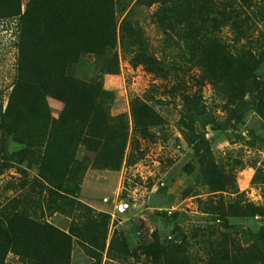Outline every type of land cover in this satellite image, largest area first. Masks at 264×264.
Instances as JSON below:
<instances>
[{
  "label": "rangeland",
  "instance_id": "374dc122",
  "mask_svg": "<svg viewBox=\"0 0 264 264\" xmlns=\"http://www.w3.org/2000/svg\"><path fill=\"white\" fill-rule=\"evenodd\" d=\"M28 2L17 0L14 15L0 14V210L6 203L22 207L27 199L24 204L31 207V214L37 216L42 210L46 220L65 229L94 214L73 210L70 214H51L44 209L47 196L43 192L39 205L32 202L38 191L36 159L41 149L28 147L32 152L20 161H17L19 157L10 161L1 159L2 155L9 156L23 148L16 138L27 140L28 131H34L33 125L37 123L29 119L30 125L22 124V115L32 104H19L25 99L30 102V89L19 81L25 62L20 37L21 16ZM151 10L152 7L136 8L134 16L147 38V54L160 59L158 65L151 66L152 70L145 64L132 63L129 59L132 53L121 51L118 37L111 49L117 57L115 73L101 71L103 57L93 54L80 55L68 67L72 76L99 84L97 117H116L123 127L113 134V139L105 141L101 155L109 162L110 152L116 155L123 144L121 159L115 168H94L91 163L95 153L81 144L75 148L74 158L79 165L74 171L81 172L77 189L74 192L69 189L76 180L69 178V182L64 183L69 188L63 187L60 192L95 211L108 213L109 219L103 250L94 246L87 254L73 242L70 264H153L143 247L183 240L188 241L190 249L196 250L195 256L200 257L202 243L197 242L202 239L200 234L208 233L210 227L226 224L240 244H257L253 236L264 225V219L259 216H228L234 193L230 197L225 192L222 205L214 210L210 208L217 205L219 193L212 190L218 185L225 189L227 183L237 189L239 199L246 198L253 205L263 203L259 187L251 184L255 169L264 164L263 21L253 18V30L238 42L226 27L220 32L231 53L241 45L254 57L250 59L249 70L240 76L230 71L228 60L222 59L219 49L203 53L200 64L181 62L172 58L174 51H161V34L148 16ZM121 17H116V23ZM170 60L189 70H168ZM10 99L14 115L21 117L13 127H9L11 119L3 116ZM41 99L48 116L57 118L62 102L48 94H43ZM131 103L145 104L149 117L138 113L133 120ZM233 110L241 114L239 120L233 118ZM119 133L123 138L115 145L113 140ZM193 134H203L209 141V149L202 155L193 151ZM224 213L228 214L225 220L220 217ZM110 240L111 249L107 253ZM4 261L15 263L16 258L7 254Z\"/></svg>",
  "mask_w": 264,
  "mask_h": 264
},
{
  "label": "trees",
  "instance_id": "16d2710c",
  "mask_svg": "<svg viewBox=\"0 0 264 264\" xmlns=\"http://www.w3.org/2000/svg\"><path fill=\"white\" fill-rule=\"evenodd\" d=\"M139 7H152L148 16L161 34V51H174L172 58L200 64L203 53L219 49L222 59L228 60L231 72L233 70V73L241 76L249 70L250 59L254 58L251 51L239 45L231 53L220 32L226 27L236 42L248 36L254 27L253 18L264 23V0H29L21 16L20 37L25 62L19 81L30 89V102L25 99L19 104H32L27 106V113L22 115V124L27 126L29 119H35L37 123L33 125L34 131H28L29 141L16 138L24 147L9 156L2 155L1 159L10 161L19 157L17 161H20L32 152L28 147H39L41 151L38 152L40 157L36 159L35 177L38 191L32 202L39 205V197L43 192L47 196L44 209L51 214H70L73 210L94 215L73 222L64 229L46 220L42 210L37 216L31 214V207H25L24 204L27 199L22 202L24 207L6 203L0 210V264H70L73 242L87 254L92 252L94 246L99 251L103 250L109 214L95 211L60 190L69 188L64 185L66 181L69 182V178H76L74 187L69 189L73 192L77 189L81 172L74 171L79 165L74 152L79 144L95 153L92 167L115 168L121 159L123 144L116 150V155L110 152V163L101 155L105 141L113 139V134L123 127L116 117H97L99 84L72 76L68 73V67L80 55L93 54L103 57L101 71L115 73L118 63L111 49L117 37L121 51L132 53L129 58L132 63L145 64L149 70H152L151 66L158 65L160 59L147 54V38L134 16V10ZM17 8V0H0L1 15H14ZM118 15L122 17L116 23ZM262 42L264 44V39ZM172 61L169 62L168 70H189ZM43 94L62 102L57 118L48 116L41 99ZM12 108L10 99L3 114L11 119L9 127L15 126L17 118H21L19 114L14 115ZM147 111L145 104L135 106L131 103L133 120L138 117V113L145 118ZM232 114L236 120L241 118L238 110H233ZM105 133L110 137L104 136ZM193 137V151L199 155L207 152L208 139L203 134H193ZM115 138L114 144L118 145L123 135L119 133ZM201 174L204 176V169ZM251 184L259 187L263 199L261 205H253L246 198L239 199L240 193L231 183H227L225 189L223 185H218L212 190L219 193L217 205L211 206V210L222 205L225 192L230 197L234 193L229 215L221 214V219L225 220V215L259 216L264 219V164L255 169ZM95 230L100 234H95ZM200 235L202 239L197 242L202 243L203 255L200 257L195 256L196 250L190 249L191 245L184 240L166 245L150 244L143 247V251L153 259V264H264V225L253 236L257 244H240L226 224L210 227L208 233ZM110 249L111 240L106 248L107 253ZM7 254L15 256L16 262H5Z\"/></svg>",
  "mask_w": 264,
  "mask_h": 264
}]
</instances>
